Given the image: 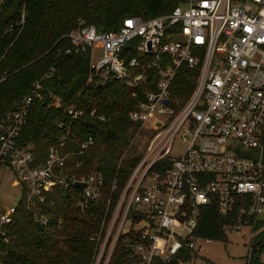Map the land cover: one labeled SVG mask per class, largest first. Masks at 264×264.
<instances>
[{"label":"built area","instance_id":"1","mask_svg":"<svg viewBox=\"0 0 264 264\" xmlns=\"http://www.w3.org/2000/svg\"><path fill=\"white\" fill-rule=\"evenodd\" d=\"M67 36L76 50L90 49L89 67L99 82L148 87L130 118L152 132L110 212L106 200L100 231L90 238L98 244L91 264H110L123 235L129 264L166 263L185 246L195 250L198 239L210 240L194 233L210 203L228 217L227 229L239 234L243 226L253 227L252 219L264 215V0H184L167 14L127 17L117 31L100 32L80 21ZM129 44L137 55L124 53ZM183 67L197 74L180 103L169 89ZM151 70L157 79H151ZM39 88L33 82L1 120L0 167L11 171L12 185L20 188L18 202L41 226L50 219L42 206L48 193L83 183L77 205L85 210L100 199L103 176L68 170L69 157L93 141L88 137L77 151L67 149L76 138L74 121L83 115L73 106L56 122V141L44 162L36 161L31 144L20 141L33 98H42ZM175 139L185 143L177 157L171 155ZM17 203L0 206L2 235Z\"/></svg>","mask_w":264,"mask_h":264},{"label":"trees","instance_id":"2","mask_svg":"<svg viewBox=\"0 0 264 264\" xmlns=\"http://www.w3.org/2000/svg\"><path fill=\"white\" fill-rule=\"evenodd\" d=\"M184 0H4L0 8V123L5 113L15 109L39 81L38 92L27 113L20 141L32 145L39 163L47 157L48 147L55 143L56 122L66 119V108L83 111L74 121L76 138L67 149L77 151L84 139L92 144L80 155L67 160L68 170L76 175L92 170L103 176L100 199L81 210L77 205L81 191L76 187L57 188L48 193L42 206L50 211L45 225L37 226L33 213L20 200L12 222L0 233V264H91L97 243L90 238L100 231L101 220L110 198L111 211L120 189L126 182L138 156L124 157L137 134L140 123L130 114L143 99L148 87L141 83L130 88L123 81L99 82L89 67L90 49L76 50L68 34L80 21L92 24L100 32L117 31L127 17L148 19L167 14ZM22 20V23L20 22ZM129 49V50H127ZM127 56L137 55L132 45L123 48ZM157 79L156 72H149ZM196 70L181 68L169 89L171 97L182 103L193 90ZM90 77V79H89ZM60 106L55 107L54 102ZM95 110V116H89ZM103 116V120L97 116ZM80 165L76 166V163ZM166 161V160H165ZM116 184L117 189L112 190ZM53 204L50 205L49 201ZM228 217L210 203L204 206L194 230L195 235L225 241ZM256 233L250 240L247 264H263L259 250L264 246V218L252 219ZM126 235L120 237L110 264H129ZM196 250L185 246L169 262L190 263Z\"/></svg>","mask_w":264,"mask_h":264},{"label":"rangeland","instance_id":"3","mask_svg":"<svg viewBox=\"0 0 264 264\" xmlns=\"http://www.w3.org/2000/svg\"><path fill=\"white\" fill-rule=\"evenodd\" d=\"M184 8V5H182ZM152 129L139 128L124 157L139 156L147 144ZM185 143L179 139L173 142L172 156H180ZM20 199V188L12 185V173L5 167H0V206L9 207ZM260 215L258 219H263ZM256 233L251 226H243L240 233L232 229L225 230V241L198 239L196 241V256L189 264H247L251 234ZM259 260L264 264V246L259 250Z\"/></svg>","mask_w":264,"mask_h":264},{"label":"water","instance_id":"4","mask_svg":"<svg viewBox=\"0 0 264 264\" xmlns=\"http://www.w3.org/2000/svg\"><path fill=\"white\" fill-rule=\"evenodd\" d=\"M164 101V103H166L167 102V99H164L163 100ZM74 187H76V188H79V189H82V188H84L85 187V184H83V183H80V182H74ZM37 224V226H39V224L38 223H36Z\"/></svg>","mask_w":264,"mask_h":264}]
</instances>
